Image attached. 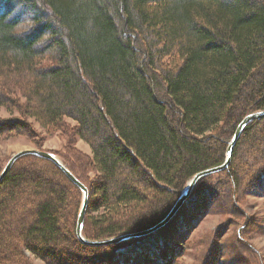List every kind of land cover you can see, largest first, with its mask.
I'll list each match as a JSON object with an SVG mask.
<instances>
[{
	"label": "trees",
	"instance_id": "trees-1",
	"mask_svg": "<svg viewBox=\"0 0 264 264\" xmlns=\"http://www.w3.org/2000/svg\"><path fill=\"white\" fill-rule=\"evenodd\" d=\"M0 106L19 113L0 121V135L36 137L35 122L89 146L91 157L80 160L98 173L95 188L59 155L88 189L86 213H97L85 214V239L148 228L195 173L224 161L237 124L264 109V0H0ZM252 142L261 159L254 186L263 192L264 117L244 127L228 166L198 179L188 199L196 191L197 201L213 203L219 191L203 184L226 173L238 202L244 166L233 159ZM39 173L45 177L32 179ZM80 201L53 162L15 161L0 183V264H19L25 249L47 264H169L177 255L179 241L161 235L174 220L146 237L83 244L75 232ZM189 208L191 216L198 203ZM145 210V226L119 231L115 221ZM183 218L178 239L196 223ZM147 237L153 248H133Z\"/></svg>",
	"mask_w": 264,
	"mask_h": 264
},
{
	"label": "rangeland",
	"instance_id": "rangeland-1",
	"mask_svg": "<svg viewBox=\"0 0 264 264\" xmlns=\"http://www.w3.org/2000/svg\"><path fill=\"white\" fill-rule=\"evenodd\" d=\"M17 11L22 20H26V17L30 15V11L25 7H21ZM18 116V112H9L0 106V121H11ZM29 120L31 122L33 121L32 119ZM65 121L72 126L76 125V122L73 120L65 119ZM34 126L39 133L36 137H28L26 135H0V172L13 154L25 149H41L54 153L59 159V155H64L69 160V164L82 175L87 185L95 188L101 183L98 173L93 169L92 164L90 163V167L85 161L81 162L80 160L82 155H86L85 157L88 159L91 157L90 148L85 142L76 137L74 142L70 144L68 138L61 132L49 133L35 122ZM71 146L74 148L73 152L70 151ZM256 149L253 142L252 144L245 143L241 147L239 155L233 159L240 166H244L243 174L239 177V187L236 189L235 194L239 198L238 202L234 203L232 201L233 188L229 181H227V174L212 175L203 184V188L216 187L219 191L216 200L210 204L202 201V204L197 201V197H194L196 196L195 191V195L187 200L188 203L181 209V213L175 214L171 219L174 222L170 223L165 229L166 231L161 235L170 237L171 240L172 238L177 239L171 241L172 245L175 242V244H178L177 241L180 244H178L177 255L169 264H264V191L262 192V190L254 186L253 179L257 170L253 169V166L255 164L258 167L260 165L259 161L261 160L260 158L259 160L253 157ZM44 177V173H39L34 178H31L38 179ZM138 181H141L139 185L143 187L144 180L138 178ZM72 192L69 195V199L74 198V200H77L79 196L76 195L74 197V191ZM152 196L161 202L166 200L165 196H157L156 194ZM195 202L198 203V208L190 216L188 213L189 206L193 207ZM98 212L102 213L103 209H100ZM151 213L152 211L145 210L141 213L133 214L130 218L115 222L118 227L122 228L119 231L132 230L136 227L135 224L145 226L150 220ZM187 213L189 218L191 217L190 219L184 217ZM96 214L87 212L86 217L89 219L90 216H96ZM182 218L186 220L185 222L188 225L193 224L194 221L196 223L190 232L185 231L178 239L174 231L178 229L177 225ZM192 218H195V220ZM65 224H67V221ZM88 231H90V227H88ZM65 234L62 233L61 235L65 237ZM154 243L151 237H147L137 241L132 246L135 249L142 248V246L153 248ZM33 247L39 249L36 246ZM121 250L125 251L127 247ZM23 253L24 256H22L19 264H47L27 249ZM164 260L165 258L162 259V261Z\"/></svg>",
	"mask_w": 264,
	"mask_h": 264
},
{
	"label": "water",
	"instance_id": "water-1",
	"mask_svg": "<svg viewBox=\"0 0 264 264\" xmlns=\"http://www.w3.org/2000/svg\"><path fill=\"white\" fill-rule=\"evenodd\" d=\"M263 117H264V109L247 114L237 124V126L233 132V135H232L230 141L228 142L226 152H225L224 161L217 166L210 167V168H207V169H204V170H201V171L195 173L187 181L185 186L182 188L177 199L175 200L173 206L170 208L168 213L156 224H154L148 228L136 231V232L125 233V234H121V235L114 236L111 238H107L104 240H88V239H85L82 236V227H83L84 217L86 214L87 204H88V189L82 182H80L70 172V170L61 162V160L54 153H52L50 151L41 150V149H25V150H22V151H19V152L13 154L8 159L5 166L3 167V169L0 172V183L3 180V178L6 176V174L8 173V171L10 170V168L12 167L14 162L17 161L19 158H21L23 156H37V157H40L43 159H47V160L53 162L64 173V175L75 186H77V188L82 193L81 204H80L79 211L77 214V219H76L75 232H76V236L78 237V239L83 244L90 245V246H102V245H108V244H116V243L124 242V241L130 240V239H134V238L144 237V236H147V235L155 232L156 230L162 228L163 226H165L175 216V214H177V212L181 208V206L188 200V198L191 194V191H192L195 183L198 181V179H200L201 177L216 173L218 171H221L228 166L229 161H230V157H231V153H232V149H233L237 139L239 138L242 130L244 129V127L249 122L263 118Z\"/></svg>",
	"mask_w": 264,
	"mask_h": 264
}]
</instances>
